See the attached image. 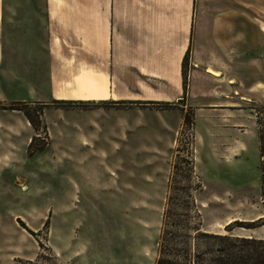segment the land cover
Returning <instances> with one entry per match:
<instances>
[{"label":"rangeland","instance_id":"obj_1","mask_svg":"<svg viewBox=\"0 0 264 264\" xmlns=\"http://www.w3.org/2000/svg\"><path fill=\"white\" fill-rule=\"evenodd\" d=\"M109 4L0 0V118L22 127L0 159V264H209L264 238V0H194L179 87L135 71L114 78L126 98L82 99L108 88L114 62L77 20ZM193 65L206 75L189 86Z\"/></svg>","mask_w":264,"mask_h":264},{"label":"crops","instance_id":"obj_2","mask_svg":"<svg viewBox=\"0 0 264 264\" xmlns=\"http://www.w3.org/2000/svg\"><path fill=\"white\" fill-rule=\"evenodd\" d=\"M193 6L194 0H110L109 6L105 8L96 5L90 11L81 12L84 14H81L80 19H75V21L77 20L87 27L84 30L86 34L85 44L93 45L97 54L103 49L107 50L114 62V74H107L110 79L108 88L94 84L95 89L93 91L105 95L115 93L119 96L123 93L120 91L122 88L120 85L125 81H122L123 83L118 82L114 78L129 77L131 73L134 75L135 71L141 75L158 78L173 75L176 78V85L179 87L181 85L179 81L181 79V61L190 45L194 29L195 12ZM51 13L52 11L48 13L49 20L52 18ZM1 14L0 8V22ZM61 20L66 22L67 19L64 17ZM73 20L71 19L72 22H74ZM1 54L0 50V56ZM208 67L215 69L213 66L207 65L204 68L207 76L211 75L215 78L221 76L220 70L215 69L220 72V75L217 76L209 73ZM190 68V72H192L190 73L189 86H192L194 81L199 82L198 80L206 74L201 73L194 65ZM80 70L82 67L77 71ZM197 73L201 75L199 76ZM126 79L128 80V78ZM228 81V85L231 86L232 80ZM69 84L68 80L64 84V88L58 87L54 92V98L56 99V95L73 93ZM127 84L129 85L128 81ZM130 86L132 87L134 84L130 83ZM89 87L91 86L87 87L84 84L80 90L75 92L85 93ZM118 96L116 99L126 98ZM84 125L90 128L98 127V123L94 120L86 121ZM7 127L10 128L12 136L15 138L17 137L16 134L22 136V127L18 123L0 118V159H5L13 154L12 151L8 154L6 146L4 135L8 133ZM28 141L29 137L27 138ZM7 170L11 169H6L0 162V174ZM132 204L143 205L148 203L132 201Z\"/></svg>","mask_w":264,"mask_h":264},{"label":"trees","instance_id":"obj_3","mask_svg":"<svg viewBox=\"0 0 264 264\" xmlns=\"http://www.w3.org/2000/svg\"><path fill=\"white\" fill-rule=\"evenodd\" d=\"M21 110L26 118L33 124L34 121L31 118L30 114L22 108H12ZM260 153L263 157L261 161V183L264 186V128L258 129L257 131ZM35 137H32L29 143L31 147ZM262 224H264L263 218L260 220ZM246 228H250L253 226V223H244L242 224ZM164 236V238H163ZM215 238H222L221 235H211ZM166 234L162 235V240L165 242H169V239H165ZM242 241L241 247H236L235 251H227L225 248L218 249V254L212 257L209 260V264H264V238L257 239L254 237H245L240 238ZM168 244V243H166ZM190 263V262H189ZM187 263V264H189ZM205 260L202 258L200 254L195 256V259L192 260V264H204ZM156 264H177L176 262L170 259L158 258Z\"/></svg>","mask_w":264,"mask_h":264},{"label":"bare ground","instance_id":"obj_4","mask_svg":"<svg viewBox=\"0 0 264 264\" xmlns=\"http://www.w3.org/2000/svg\"><path fill=\"white\" fill-rule=\"evenodd\" d=\"M207 71L209 73L213 74V75H217V76L220 75V72L219 71H217V70H215V69H213L211 67H208L207 68ZM91 93H92V95H90L88 97H82V99H89V98H91V99H97V97L100 96L99 93H96L94 91H92Z\"/></svg>","mask_w":264,"mask_h":264}]
</instances>
